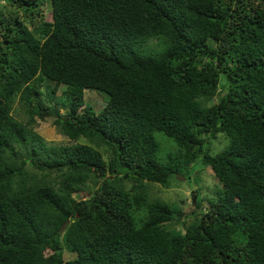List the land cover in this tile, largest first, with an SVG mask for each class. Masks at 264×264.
<instances>
[{"label":"trees","instance_id":"obj_1","mask_svg":"<svg viewBox=\"0 0 264 264\" xmlns=\"http://www.w3.org/2000/svg\"><path fill=\"white\" fill-rule=\"evenodd\" d=\"M50 2L0 7V264H264V0ZM197 160L214 197L150 193Z\"/></svg>","mask_w":264,"mask_h":264},{"label":"rangeland","instance_id":"obj_2","mask_svg":"<svg viewBox=\"0 0 264 264\" xmlns=\"http://www.w3.org/2000/svg\"><path fill=\"white\" fill-rule=\"evenodd\" d=\"M40 2L41 3L36 6L38 10L33 9L27 14H25L24 9L11 4L9 0L1 1L0 7L4 12L17 16L23 21L24 24L27 25V27H30L31 25L29 20H36L37 17H41L42 19L50 18L49 1L40 0ZM29 10H31L30 7ZM38 11H40L41 14H39ZM153 43L154 41L150 42V44L154 45ZM211 45H213V43H211ZM205 60L206 58H202V61ZM39 88L43 90V83L39 84ZM56 96H58V94ZM83 97L85 101L91 104L96 112H98L105 104L106 96L103 93L94 91L92 89H85ZM42 104L51 105L54 109L50 110V115L43 116L42 118H40L38 115H34L36 123L32 128L33 131L45 141L52 144L67 143L68 139L56 130V127L52 122L54 112L56 111L58 114H61L63 113V110L57 106L52 99H49L45 95L42 96ZM11 115L19 121H23L24 118H26L20 109H12ZM209 140L211 141L210 146L212 152H218L223 149L226 142L225 138L222 140L220 137H215L214 139ZM217 186L221 187L209 166L202 164L199 160H197L190 166L185 175L183 174L171 177L166 186L152 184L149 186V191L152 195L158 196L162 199H172L173 201L171 205L173 209L176 211H183L184 209L190 210V204H192L191 202H194L197 200V198H201L204 201L208 197H214V192ZM203 201L201 203L202 210L206 209V205ZM169 226L173 233L182 232L179 221L173 220ZM63 257L69 258V252L65 251L63 253Z\"/></svg>","mask_w":264,"mask_h":264},{"label":"clouds","instance_id":"obj_3","mask_svg":"<svg viewBox=\"0 0 264 264\" xmlns=\"http://www.w3.org/2000/svg\"><path fill=\"white\" fill-rule=\"evenodd\" d=\"M3 1V0H2ZM49 1V4H50V10H51V2H50V0H48Z\"/></svg>","mask_w":264,"mask_h":264}]
</instances>
